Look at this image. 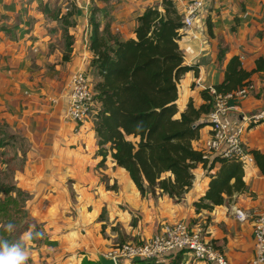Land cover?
<instances>
[{
	"label": "crops",
	"instance_id": "0c3cea01",
	"mask_svg": "<svg viewBox=\"0 0 264 264\" xmlns=\"http://www.w3.org/2000/svg\"><path fill=\"white\" fill-rule=\"evenodd\" d=\"M206 1L196 30L180 32L184 64L192 69L178 82V113L190 101L195 107L203 103L200 92L223 82L232 57H239L247 71L264 58V0ZM161 3L0 0V238L20 241L31 230L28 264H99L98 254L141 243L178 222L200 231L230 264H251L253 225L264 200V159L258 164L252 153L264 156V121L244 119L264 111V71L252 75L253 91L236 102L229 117L232 126H243V147L253 158L242 165L245 191L209 211L194 204L207 192L219 164L209 171L197 164L179 203L158 189L142 195L109 156L101 162L93 119L77 124L65 118L70 74L89 70L91 12L101 28L108 24L111 34L125 41L134 39L137 17ZM72 9L71 52L64 62L62 16ZM200 122H207L206 116ZM210 136L207 124L194 147L202 149ZM234 208L247 214L244 222L235 218ZM9 223L14 225L10 233L5 230ZM176 259L206 264L187 252Z\"/></svg>",
	"mask_w": 264,
	"mask_h": 264
},
{
	"label": "trees",
	"instance_id": "16d2710c",
	"mask_svg": "<svg viewBox=\"0 0 264 264\" xmlns=\"http://www.w3.org/2000/svg\"><path fill=\"white\" fill-rule=\"evenodd\" d=\"M73 14L74 9L62 16L64 62L71 52L68 28ZM95 15L92 11L89 17L87 49L92 56L85 72L97 79L92 84L101 110L92 121L101 162L110 156L142 195L158 189L177 203L191 187L197 164L208 171L219 164L207 192L194 204L197 210H212L223 205L225 198L244 192L240 162L211 158L203 148L193 145L200 129L209 124L200 122L213 109L209 88L200 92L203 103L199 107L190 101L186 110L178 113V82L192 68L184 64L179 48L183 22L174 2L162 0L161 7L146 8L136 19L134 39L125 41L111 34L108 24L101 28ZM263 71L264 58H258L255 68L247 71L234 56L226 65L223 82L213 89L223 95L238 91L251 83L253 74ZM252 154L258 164L264 159L257 152ZM170 263L178 264L176 260ZM131 264L164 263L136 259Z\"/></svg>",
	"mask_w": 264,
	"mask_h": 264
},
{
	"label": "built area",
	"instance_id": "2783aa9c",
	"mask_svg": "<svg viewBox=\"0 0 264 264\" xmlns=\"http://www.w3.org/2000/svg\"><path fill=\"white\" fill-rule=\"evenodd\" d=\"M177 11L182 16L183 28L196 30L199 18L204 15L206 0H172ZM195 37V36H194ZM250 83L238 91L229 94H217L209 88L213 96V109L206 116L211 136L205 142L203 149L210 156L236 160L243 166L251 163L253 158L245 151L242 142L243 126L234 127L229 123L230 113L238 101L246 99L253 91ZM67 107L65 118L74 123H83L94 119L101 110L96 101L92 81L86 75L83 67L70 74L67 82ZM245 122L264 121V111L255 113ZM239 222L247 219V214L233 209ZM253 257L251 264H264V200L253 225ZM187 252L196 260L206 264H230L224 254L206 241L200 231L193 230L186 222L165 225L160 234L143 240L141 243L123 244L111 249L106 255L114 264H127L133 260H169L180 252Z\"/></svg>",
	"mask_w": 264,
	"mask_h": 264
},
{
	"label": "clouds",
	"instance_id": "9594fccd",
	"mask_svg": "<svg viewBox=\"0 0 264 264\" xmlns=\"http://www.w3.org/2000/svg\"><path fill=\"white\" fill-rule=\"evenodd\" d=\"M7 232L14 230V225L5 226ZM39 235V233H36ZM34 233L25 232L20 241L10 243L7 239L0 238V264H28L30 252L26 245L32 241Z\"/></svg>",
	"mask_w": 264,
	"mask_h": 264
},
{
	"label": "water",
	"instance_id": "95a60500",
	"mask_svg": "<svg viewBox=\"0 0 264 264\" xmlns=\"http://www.w3.org/2000/svg\"><path fill=\"white\" fill-rule=\"evenodd\" d=\"M97 259L99 264H114L112 259H107L104 255L98 254Z\"/></svg>",
	"mask_w": 264,
	"mask_h": 264
},
{
	"label": "rangeland",
	"instance_id": "374dc122",
	"mask_svg": "<svg viewBox=\"0 0 264 264\" xmlns=\"http://www.w3.org/2000/svg\"><path fill=\"white\" fill-rule=\"evenodd\" d=\"M88 78H89L90 80H93V81H92L93 83H94L95 81H97V79H94L93 76H92L91 74L88 75ZM109 157H110V156H109ZM120 245H123V244H119V245H117V246H120ZM115 247H116V246H115ZM113 248H114V247H112V249H113ZM109 251H110V250H109ZM176 257H177V256H176ZM192 258H193V257H192ZM193 259L196 260L195 258H193ZM173 260L175 261V260H177V259L175 258V259H173ZM173 260L170 261V262H173ZM196 261H198V260H196ZM170 262H169V263H170ZM127 264H129V263H127ZM166 264H167V263H166Z\"/></svg>",
	"mask_w": 264,
	"mask_h": 264
}]
</instances>
